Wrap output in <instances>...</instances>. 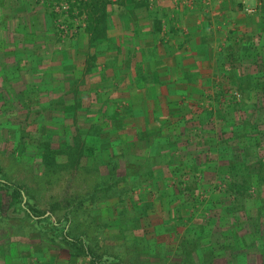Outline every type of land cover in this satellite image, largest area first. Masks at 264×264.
Instances as JSON below:
<instances>
[{"label":"rangeland","instance_id":"1","mask_svg":"<svg viewBox=\"0 0 264 264\" xmlns=\"http://www.w3.org/2000/svg\"><path fill=\"white\" fill-rule=\"evenodd\" d=\"M224 2L231 16L225 13L218 21ZM141 16L151 19L153 44L163 27L173 28L180 37H197L193 47L209 60L189 71L190 97L196 95L197 103H189V96L171 103V114L183 117L167 132L166 140L173 141L168 150L156 135L148 141L151 132L142 134V144L117 139L125 129L122 122L131 118L121 107L128 96L120 85L97 95L99 83L109 84L96 82L86 95L76 96L66 81L55 89L60 102L53 103L42 94L46 77L37 78L19 63L25 56L44 57L43 68H61L68 78L87 57L90 72L117 77L106 60L116 66L118 58L138 51L141 60L157 56L146 50L148 42L133 52L132 40L122 41ZM195 24L203 28L204 43ZM0 42L1 179L25 192L21 205L43 218L51 215L35 223L16 203L8 209L0 190L6 212L0 219V264H90L61 239V229L52 236L44 227L65 215L64 232L82 237L104 264H264V206L255 198L234 205L220 189L230 174L227 149H240L219 133L238 130L241 121L248 131L264 122V96L247 97L253 83L264 78V0H0ZM98 58L104 60L102 69ZM151 64L119 67L127 73L141 67L147 76ZM82 83L76 82L78 91L84 90ZM161 91L153 82L144 97ZM159 100L161 113H167L168 102ZM231 101L239 102L230 108ZM141 106L155 118L157 111ZM142 108L140 116L147 112ZM90 112L93 120L85 125ZM108 120L113 129L106 128ZM48 148L58 152L51 166L42 160ZM253 161L246 159L250 167Z\"/></svg>","mask_w":264,"mask_h":264},{"label":"crops","instance_id":"2","mask_svg":"<svg viewBox=\"0 0 264 264\" xmlns=\"http://www.w3.org/2000/svg\"><path fill=\"white\" fill-rule=\"evenodd\" d=\"M223 6H218L217 9V16H218V21L222 19L221 16L226 13V15L231 16L228 10L225 8V2L222 3ZM227 4V3H226ZM190 7H187V13H190L189 11ZM233 13V12H232ZM234 14V13H233ZM133 33L129 37L123 36L122 41L127 42L126 40H132L133 43V52L135 51L134 49L138 48H144L145 46L143 44H146L148 42V45L145 47L146 50H153L156 52L157 56H148V58L151 59H142L137 57L138 53H136L132 58H128V56L121 57L117 59V65L112 66V62L109 60H106V63H111L109 66L110 70L113 71L117 75V77H114L113 75L107 74L105 72H102L101 70H97L96 72H90L88 69V66H86L87 62V57H83L82 61L77 63L73 67V70H70L68 78L62 76L61 68H59L57 71H53L51 69H45L43 68L42 64L45 62V58L43 57L42 60L34 57V56H25L23 57L19 63H21V69H24L26 67V70L28 72H34V76H37L42 79L43 75L46 77V83L41 85L44 87V90L42 94L45 95L48 94L49 96H52V102L54 101L60 102V100H57V97L59 98L61 95L60 90L55 92V89H59L61 86V83H64L67 81L70 87L73 88L74 91H72L69 94H84L86 95L88 93V89L90 88L92 83L96 82H104L105 84H109L108 88L105 87V85H102L99 83L95 90V94L97 95H103L104 90L107 89L108 94L110 92L108 91L109 87L110 90L113 89V87L119 86L123 87L126 90V95L128 98H125L123 101L120 100L121 107H123L125 110L128 112H131V118L128 122L121 124L125 129L122 130L121 133L117 136V139L120 140L122 137H124L123 142L125 143L126 141H132L133 143L137 142L138 144H142L145 141L142 140V134L144 132L146 133L145 135L148 137L147 132H151L148 137V141L151 142V139H149L151 136L156 135V138H158V142L160 144H165L166 149H170V147L173 145V141L169 138V140H166L168 137V131H172L174 127H172V122L175 123L177 122L180 118H182V114H171L172 112V105L171 103L176 101H179L181 97L183 96H189V103L196 104L197 103V97L195 95L194 99H191V93L192 91L190 90V85H189V71L194 67L196 68V64H202L199 62H207L209 61L208 59L204 58L205 52L202 51L201 49H195L193 46H195L197 37H180L177 34L173 33V28L165 30V27L160 30V34L162 35V38L158 40L157 43L153 44L152 41H154V36L151 34L152 32V22L151 19L147 17L141 16L136 18L135 22L133 23ZM194 30L196 31L198 28L201 30L200 37L202 38V43L204 38L203 34V28L201 29V24L200 26H197L196 24L192 26ZM141 32L143 35L146 34L145 36H141L138 32ZM176 30H174L175 32ZM253 32V31H252ZM166 33V34H165ZM165 37V39H163ZM209 37V35H207ZM184 38V39H183ZM126 39V40H125ZM185 42L183 43V41ZM1 43V42H0ZM130 42H128L129 45ZM207 44V42H206ZM1 45V44H0ZM128 53V51H127ZM141 54V53H139ZM143 55V54H142ZM54 58L56 56L51 55ZM99 65L98 68L102 69L104 67L103 63L104 60L97 59ZM147 63L153 65V68L149 70L147 73L148 75L145 76L142 74V68L137 67V71H129L128 73L125 72L126 69L124 68L123 71H120V63L125 64L127 63ZM89 62V60H88ZM25 63V64H24ZM101 63V64H100ZM208 63V62H207ZM29 64H35V68L32 67ZM116 67V68H115ZM40 69V70H39ZM57 69V68H56ZM89 71V72H86ZM38 72V73H35ZM50 74V75H49ZM106 75H108L106 77ZM150 79H152V82H146ZM78 80L84 81V83L79 84L78 86H82L81 88H84V90L78 91L76 82ZM160 84L162 87L161 93L159 95H156L155 98L147 99L144 97V94H147L146 91L151 87L152 83ZM38 83V82H37ZM46 88L48 91H46ZM53 89V91H52ZM56 95V96H55ZM56 98H55V97ZM162 96V99L168 103H166L167 106H163L164 109H166L170 114L167 113H161V107L159 103L162 102L160 101V97ZM153 101V102H152ZM159 102V103H158ZM184 102V101H183ZM123 103V104H122ZM147 103L148 106L150 107V111H157L158 113L155 114V118L151 116V113L147 111L146 109L142 108L141 104ZM152 103V104H151ZM158 103V104H157ZM180 103V102H179ZM182 103V100H181ZM188 103V104H189ZM164 104V103H162ZM91 107V105L89 106ZM140 107L143 109V111H147L149 115H147V112L143 115H139V111H142ZM166 107V108H165ZM118 110V109H117ZM85 111V109H84ZM90 114V115H89ZM88 120L87 116L84 120V124L88 123L92 119V114L91 112L88 113ZM175 115V116H174ZM145 117H148L146 120H144ZM99 119L100 117H96L95 120ZM119 118V117H118ZM93 120V119H92ZM88 121V122H87ZM86 125V124H85ZM92 123L89 125L91 126ZM88 126V127H89ZM113 122L112 120L107 121L106 128H112ZM105 127V126H104ZM156 130V132H155ZM111 133V130H109ZM113 134V133H112ZM110 135V134H109ZM117 135V134H115ZM130 135L132 137H130ZM126 137H129L125 140ZM125 140V141H124ZM158 144V143H157ZM164 146V147H165ZM144 146L142 147V149ZM142 154H137V158H140Z\"/></svg>","mask_w":264,"mask_h":264},{"label":"trees","instance_id":"3","mask_svg":"<svg viewBox=\"0 0 264 264\" xmlns=\"http://www.w3.org/2000/svg\"><path fill=\"white\" fill-rule=\"evenodd\" d=\"M82 4L84 3L80 2V5ZM98 30V28H92V33L93 31ZM262 67L264 68V64L262 65ZM240 83L243 82L241 81ZM238 87L240 88V90H243L241 85H239ZM252 87V94H249L247 96L248 98L250 97L252 100H254L257 97L258 93H261L264 96V78L257 79L256 82L253 83ZM237 102L239 101L229 102V104L232 105V107L230 106V108H234V106H236V104L234 105V103ZM228 120L229 118H226V116L222 118V121L227 122ZM242 125L243 121H241L240 125L237 126L240 127L238 128V130L232 129L228 132L219 130L221 136L226 137V140L236 142L237 147H239L240 149H227V162L228 166L230 165L228 169L230 174L228 175L229 177L224 180L225 182L224 184H222V188L220 187V189H224V194L230 197L231 203H233L234 205L239 204V201L241 200L255 198L259 202V204H261V206H264V122L262 123V120L257 121V123L250 126V131L241 127ZM53 153L56 155L58 154L57 151L53 152L50 150V148H48V153H45L42 157V160H44L47 166H51L52 162H54ZM72 155L73 154L68 153L69 158H71ZM249 157L254 160L253 164L251 165L252 168L246 162V159ZM239 161H241L242 163L239 165L240 168H237L236 163ZM186 184L187 183H185V185ZM2 189H4L3 196L6 195L5 197L8 204V209L13 208L16 203L17 209L19 211L23 212L27 218L38 224L51 219V215L45 216V218H43L45 214L38 216L37 210L33 207H30L28 204H26L25 206L21 205L23 193L25 195V192H23L19 186L3 182L1 179L0 169V190ZM2 200L3 197L0 195V219H3L6 214V212L3 211L4 206ZM260 213L261 210L259 214ZM68 222L69 218L67 215H65L61 220L52 223L51 227H44L49 230L52 236L54 235L56 230L61 229V239L64 240V242H66L67 244L73 246L81 255L88 258L90 264H104L101 260V257L95 254V252L87 246L85 240L82 237L79 236L76 238H70L68 234L64 232V227L66 224H68Z\"/></svg>","mask_w":264,"mask_h":264}]
</instances>
